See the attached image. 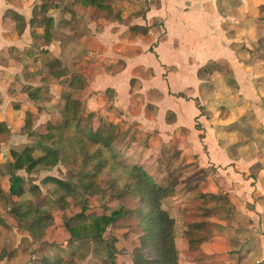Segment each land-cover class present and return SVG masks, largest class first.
I'll return each mask as SVG.
<instances>
[{"label":"crops","instance_id":"obj_1","mask_svg":"<svg viewBox=\"0 0 264 264\" xmlns=\"http://www.w3.org/2000/svg\"><path fill=\"white\" fill-rule=\"evenodd\" d=\"M115 1L113 14L106 15L75 4L72 12L74 0H0V120L9 127L0 151L10 155L11 149L32 146L40 156L37 136L25 127L27 112L32 130L46 131L57 125L72 93L85 113L93 114L94 125H117L113 145L128 164L151 173L166 163L182 166L183 177L198 186L189 190L181 184L169 204L196 191L228 197L227 210L217 206V214L198 218L218 231L197 250H188L186 238H176L183 264H259L264 261V55L258 42L264 38V0ZM44 5L47 12L38 14ZM116 5L123 9L119 16ZM132 25L146 31L132 35ZM56 61L66 73L46 79ZM77 77L82 88L71 85ZM48 175L62 178L46 173L34 177V184L54 187L44 181ZM4 178L8 182L0 173V182ZM19 208L6 210L13 214ZM175 213L181 214L176 208ZM2 234L0 264H40L56 250L67 256L75 242L46 240L25 256Z\"/></svg>","mask_w":264,"mask_h":264},{"label":"trees","instance_id":"obj_2","mask_svg":"<svg viewBox=\"0 0 264 264\" xmlns=\"http://www.w3.org/2000/svg\"><path fill=\"white\" fill-rule=\"evenodd\" d=\"M113 3L114 0H74L69 8L74 12L75 4L92 8L95 13L112 15ZM48 8L49 5H44L35 11L44 14ZM116 14L119 16V13ZM145 31V26H131L132 35ZM52 65L55 67H51L46 79L58 78L66 73L58 61ZM71 85L82 88L83 82L77 77V81H71ZM30 95L33 96L32 93ZM32 125L31 113L27 112L25 127L30 135L37 136V145L43 153L36 156L35 147L32 146H26L21 151L10 150L8 165L11 175L7 191L0 182L2 198L8 201L11 208H15L18 206L17 197L25 192L23 177L11 170L25 169L30 173L38 170L39 166L52 169L58 163L70 168L73 174L69 177L48 175L44 178L45 182L54 184L48 193L54 198L53 205H49L47 211L52 207L51 212L54 210L64 217L68 216L64 223L68 242L83 239L98 242L103 254L101 264H181V250L177 247L176 238H186L188 250H197L199 244L213 234L209 226L211 222L198 218L217 214V206L227 210L231 205L225 195L211 196L199 191L176 205L169 204L176 201L181 184L184 183L189 190H194L198 185L185 179L184 173H180L176 167L170 169L172 165L168 163L159 168L160 179L140 164H128L113 145L118 135L117 125L105 121L94 125L93 114H86L80 99L72 93L66 96L57 125H47L49 128L46 131L38 133L32 130ZM8 133L7 123L0 120V143ZM0 173H3L1 166ZM80 194L84 199L80 200ZM94 196L99 200L108 197L118 199L119 203L111 210H108L106 203H101L102 210L99 211V205L91 203ZM168 198L171 200L168 201ZM212 201H216L217 205L209 206ZM80 203L81 208L72 209ZM174 207L181 213L180 216L175 213ZM67 209L71 210L70 215H67ZM35 211L41 213L32 220L31 225L40 224L51 215L44 209L36 208ZM27 213L24 212L25 215ZM117 234L129 243L122 247L118 245ZM56 244L52 243L51 246ZM40 264H77V259L75 255H43ZM259 264H264V261Z\"/></svg>","mask_w":264,"mask_h":264},{"label":"rangeland","instance_id":"obj_3","mask_svg":"<svg viewBox=\"0 0 264 264\" xmlns=\"http://www.w3.org/2000/svg\"><path fill=\"white\" fill-rule=\"evenodd\" d=\"M140 1L145 2V0H140ZM118 2L119 0L115 1V3H118ZM116 7L118 10V13H121L123 11V9L118 8L117 5ZM144 9H145V5L140 6L137 13L139 15L143 14ZM262 15L264 16V9L262 11ZM258 45H259L258 47L259 50H261L260 53L264 55V38H262V40H259ZM26 139L28 140L26 141L27 143H32L34 140L33 138H30V137L29 138L26 137ZM22 143H25V142H22ZM8 151H9L8 149L3 150V152L0 151V166L4 174L9 177L11 173H10V166L8 165V162L11 156L9 155ZM172 167H176L177 169L176 168L175 169L178 170L180 173L183 172L181 165L179 167L177 165H172L170 169H172ZM160 168H162V166H160ZM69 169H67L63 164L58 163L56 166L50 169V171H47L44 169L40 171L36 170L34 171L36 173H32V174H28L27 172L23 170L21 171L11 170L21 175L24 179L23 186H24L25 192L22 195H20V198L19 197L17 198V203L20 208L16 212L21 211L20 213H16V212H14L13 214L8 213V211L6 210L8 209V206H9L8 201L2 198L3 189L1 188L2 190H0V199H1L0 202L2 203H0V210L2 211H0V230L2 231L3 234L1 233V231H0V234H2V237L5 239V241H7L6 239H8L10 240V242L18 243L17 245H18L19 250L24 251L25 256H28L29 255L28 252L30 251L33 253L34 251L33 247L36 246L37 248L40 245V243L41 245L45 246V244L43 243H45L46 240H47L46 241L47 244L50 243V241H54V240H57L63 243L65 240H67L68 233L64 230L65 228L64 223L67 220L68 216L64 217L63 215L59 214V212L54 211V210H52L51 212L52 207L49 212L47 211L49 209V205H53L52 202L54 201V198L53 196H50L47 193H44V191L48 192L47 190L51 189L50 187H53V185L48 183L47 185L49 186L46 187L45 186L46 183L42 181L40 183L42 184L43 188L42 189H40L39 187L35 188V186H38V185L34 184L33 178L38 177L37 175H44L46 173L57 174L65 178L73 174V171ZM155 174L158 176V179L161 178V173L159 171L156 172ZM7 184H8L7 179L4 178L1 182V186L6 191H7ZM33 187H34V190L32 191H34V193L32 191L30 193V188H33ZM79 196H80V200L84 199V196L82 194H80ZM49 202H51V204ZM91 203L99 205L100 207L98 208L99 211L102 210L101 203H106L108 210H111L118 205L119 200L112 199L110 197L102 198L99 200L97 199L96 196H94V199L91 201ZM37 205H41L40 207L42 206L47 207L44 210L48 212L47 214L51 213V215L49 214L50 217H46L40 224L31 225L32 220H34L39 215V213H41V211L40 212L35 211V209L38 208ZM80 206H81V203L77 207L76 206L72 207V209L77 210L81 208ZM26 211H28V213L25 215L24 212ZM65 211L68 213L67 215H70L71 210L67 209ZM15 221H18V222H15ZM12 226L13 227L17 226L23 229L21 230L23 232H19V231L14 232L13 230H9L8 228H11ZM213 227H216V226H213ZM213 230L214 232L218 231L217 228H213ZM58 232H59V235H58ZM115 232L118 233L119 231L115 230ZM117 235L119 237V240L117 241L119 242L118 245H121V247L124 244L126 245L127 244L126 242H128V240L124 239L119 234ZM73 244H74L72 248L73 252H67V256L73 253L72 255L76 256L77 264H101L102 263L103 254L101 253L100 244H98V242H95V241L90 242L88 240L83 239V240H77ZM60 255H61V252L56 250L55 254L51 256L58 257Z\"/></svg>","mask_w":264,"mask_h":264}]
</instances>
